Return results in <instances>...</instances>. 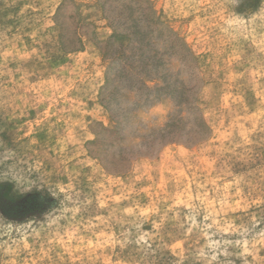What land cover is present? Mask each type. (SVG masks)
Here are the masks:
<instances>
[{"label": "rangeland", "instance_id": "1", "mask_svg": "<svg viewBox=\"0 0 264 264\" xmlns=\"http://www.w3.org/2000/svg\"><path fill=\"white\" fill-rule=\"evenodd\" d=\"M0 264H264V0H0Z\"/></svg>", "mask_w": 264, "mask_h": 264}]
</instances>
